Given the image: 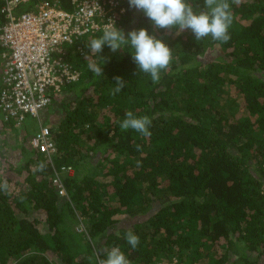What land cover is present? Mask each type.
<instances>
[{
	"label": "trees",
	"instance_id": "1",
	"mask_svg": "<svg viewBox=\"0 0 264 264\" xmlns=\"http://www.w3.org/2000/svg\"><path fill=\"white\" fill-rule=\"evenodd\" d=\"M59 1L69 10V0ZM125 2L116 26L148 28L172 48L173 60L153 83L130 46L91 53L87 43L101 31L80 39L82 54L70 49L80 78L48 108L58 107L60 118L44 121L56 152L49 158L31 147L38 125H21L20 163L10 161L11 142L0 138V183L10 186L0 192V264H90L94 241L119 246L132 264H264V0L232 3L227 43L154 28ZM190 2L203 8L204 0ZM116 76L127 85L113 97ZM129 110L151 118L150 136L120 130ZM0 123L20 134L1 112ZM55 171L68 199L53 184ZM125 221L129 227L111 231ZM128 229L140 237L136 249L126 242Z\"/></svg>",
	"mask_w": 264,
	"mask_h": 264
},
{
	"label": "built area",
	"instance_id": "2",
	"mask_svg": "<svg viewBox=\"0 0 264 264\" xmlns=\"http://www.w3.org/2000/svg\"><path fill=\"white\" fill-rule=\"evenodd\" d=\"M5 22L0 25V112L5 121L18 126L28 117L37 119L38 130L31 138L33 149L47 157L56 152V143L42 114L61 96L65 86L76 83L80 73L67 59L81 37L95 34L103 25L125 15V0H69V10L59 0H44L29 10L22 6L32 0H3ZM73 173L72 168L65 170ZM53 184L60 197L67 191L60 173ZM79 232H85L83 225ZM97 259V264H99ZM157 264H178L177 259Z\"/></svg>",
	"mask_w": 264,
	"mask_h": 264
},
{
	"label": "clouds",
	"instance_id": "3",
	"mask_svg": "<svg viewBox=\"0 0 264 264\" xmlns=\"http://www.w3.org/2000/svg\"><path fill=\"white\" fill-rule=\"evenodd\" d=\"M237 0H204L203 8H198L190 0H128L130 8L140 10L148 18L153 27L157 29H173L177 33L191 30L197 42L211 36L212 40L227 43L231 39L230 28L234 22L232 3ZM102 34L92 38L87 43V48L93 54H100L105 46L113 52L131 47L133 62L137 65L140 73L150 75L153 83L161 79V72L167 70L173 60L172 48L161 38L150 34L148 28H139L125 34L119 29L113 20L103 25ZM129 52V51H128ZM105 63V58H103ZM88 69L97 77L104 76L101 65L89 61ZM115 87L109 90L113 97L121 93L126 87L127 81L123 77H114ZM152 120L149 116H136L133 111L126 112L125 118L120 123L121 131L135 130L144 137L151 135L150 126ZM137 151L141 146H136ZM140 161H137V167ZM45 164L39 165L43 171ZM8 181L0 183V192L9 191ZM125 239L132 249L140 244V237L132 229H128ZM104 258L99 264H132L119 246L110 249H101ZM99 255V254H98Z\"/></svg>",
	"mask_w": 264,
	"mask_h": 264
},
{
	"label": "rangeland",
	"instance_id": "4",
	"mask_svg": "<svg viewBox=\"0 0 264 264\" xmlns=\"http://www.w3.org/2000/svg\"><path fill=\"white\" fill-rule=\"evenodd\" d=\"M125 27H126L125 30H124L125 34H127L128 32H130V31L133 30V28L130 27V25H127ZM84 37L85 36L81 37V40ZM58 99H61V97L58 98ZM60 113L61 112H60V110H59L58 107H55L54 109H47L42 114V119L45 121L47 119V117L51 116V118L49 119L50 125H51L53 123V121L58 120L60 118L59 117L60 116ZM25 124H26L27 127H33L35 125H38V122H37V119L32 118V117H28L27 120L25 121ZM5 129L6 128H3L2 127V124L0 123V130H1V132H0V138H7V140L9 142H11V149L12 150L9 151L10 161L15 162V163H20V162H22L23 159H22V157L20 155L19 149L18 148H15V147L18 144V142L22 139L21 136H23L26 133V131H25L24 127L21 126L20 127V129H21L20 130V134L17 137V135H13V134L10 133V131H8V130H11V129H8V130L7 129L5 130ZM66 199H68V197ZM76 224L77 223H75V227H74L75 231L77 230L79 232V230H80V228H81L82 225H83L84 229L86 230V227L84 226L83 223H81V224L78 223L77 225ZM130 224L131 223L130 222H127V221L122 222V224H118L111 231L118 233V232H120L121 229H123L125 227H129ZM80 233H85V232H80ZM78 236H79V234H78ZM85 240L91 241L90 236L87 233V230H86ZM82 243H84V240H82ZM91 243H92V245L94 247V250H93V256L90 257L89 262H90V264H96L97 259H102V257H101L102 256L101 255L102 254L101 253V249L103 248V246H102V242H100V241H98V242L97 241H94V242H91ZM83 256H85V255H83ZM81 259L79 258L78 260H81Z\"/></svg>",
	"mask_w": 264,
	"mask_h": 264
}]
</instances>
